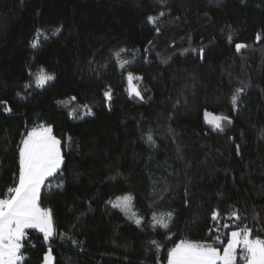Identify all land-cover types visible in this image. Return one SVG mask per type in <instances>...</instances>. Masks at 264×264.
Masks as SVG:
<instances>
[{
    "label": "trees",
    "instance_id": "obj_1",
    "mask_svg": "<svg viewBox=\"0 0 264 264\" xmlns=\"http://www.w3.org/2000/svg\"><path fill=\"white\" fill-rule=\"evenodd\" d=\"M42 68L55 79L40 89ZM0 101L12 108L0 104V199L28 132L51 126L61 140L39 201L55 234L29 230L23 264L49 247L54 264H168L181 240L223 251L234 230L264 239V0H0ZM206 111L231 123L214 129ZM124 196L141 224L109 203Z\"/></svg>",
    "mask_w": 264,
    "mask_h": 264
},
{
    "label": "snow or ice",
    "instance_id": "obj_2",
    "mask_svg": "<svg viewBox=\"0 0 264 264\" xmlns=\"http://www.w3.org/2000/svg\"><path fill=\"white\" fill-rule=\"evenodd\" d=\"M161 11L159 16H163ZM148 22L155 24L158 17L149 16ZM60 29L57 28L53 35H57ZM44 35L38 30L33 39L32 47L36 48L40 45V38ZM47 39V37H45ZM231 41V36L228 37ZM261 36L257 34L256 41L259 42ZM244 44H237L236 51L239 52L245 48ZM125 49H120L115 53V58L123 69L127 60L121 59V54ZM201 56L203 50L201 49ZM55 76L47 73L43 68L35 74V87L43 89L50 81H53ZM130 85L129 95L143 99L137 87L132 86L133 76L131 73L127 76ZM25 88L31 87L26 84ZM243 89H237L236 94L232 96V104L236 105L240 93ZM19 95V93L17 94ZM105 98L111 101V92L104 93ZM76 100V97H71L69 100L61 101L65 106ZM4 105L3 111L10 113L12 108L8 106L7 101H0ZM91 115L89 109L86 113ZM204 118L207 124L214 129L223 130V122L231 123V120L225 116H217L211 112H205ZM70 139V138H69ZM148 140L152 141L151 135ZM63 164V156L61 153V140L53 135L51 126L38 125L27 133L21 141L19 147V172L18 181L15 186L7 189V197L0 199V264H23L24 255L22 253L23 241L27 235L26 230L37 229L43 233L45 241H49L55 234V229L52 221L51 210H46L40 207V192L45 185V181L55 177ZM51 187V185H49ZM62 188L63 185H56ZM131 197L124 196L117 198L115 202L109 201L113 208L120 209L126 214L130 213L129 218H134L137 225L141 224V219L136 217L134 212H131ZM219 212L216 211L212 215L213 220H217ZM172 214L167 213L157 218L152 217L154 227L167 229ZM233 218L239 220L240 217L235 212ZM218 244L225 242L216 237ZM75 243V241H73ZM153 244L156 242L153 241ZM242 252L241 259L244 264H264V239L252 238L251 229L234 230L230 233V238L227 240L226 247L223 251L219 247H214L206 242H193L189 240H181L179 244L171 249L168 253V264H237V250ZM44 264H54L52 250L49 247L44 256Z\"/></svg>",
    "mask_w": 264,
    "mask_h": 264
},
{
    "label": "rangeland",
    "instance_id": "obj_3",
    "mask_svg": "<svg viewBox=\"0 0 264 264\" xmlns=\"http://www.w3.org/2000/svg\"><path fill=\"white\" fill-rule=\"evenodd\" d=\"M207 112H209V111H207ZM205 113V112H204ZM212 113V112H211ZM214 114V113H213ZM214 115H216V114H214ZM217 116H219V115H217ZM204 121H205V118H204ZM205 123H206V121H205ZM207 124V123H206ZM207 125H209V124H207ZM209 126H211V125H209ZM212 127V126H211ZM62 153V152H61ZM63 165V164H62ZM62 165H61V167H62ZM29 230H36V231H38L37 229H28V230H26V232L28 233L29 232ZM39 232V231H38ZM39 233H41V232H39ZM41 234H43V233H41ZM44 235V234H43ZM238 250H240V249H238ZM241 251V250H240ZM241 256H242V254H241ZM44 264V263H43Z\"/></svg>",
    "mask_w": 264,
    "mask_h": 264
}]
</instances>
